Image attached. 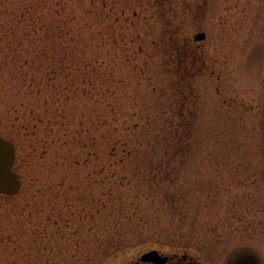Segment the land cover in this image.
<instances>
[{
    "label": "rangeland",
    "instance_id": "1",
    "mask_svg": "<svg viewBox=\"0 0 264 264\" xmlns=\"http://www.w3.org/2000/svg\"><path fill=\"white\" fill-rule=\"evenodd\" d=\"M15 24L65 30L66 60L84 63L5 68L0 54V72H16L0 73V134L21 179L0 196V264H120L151 249L264 264V0H0V37ZM181 81L196 106L184 160L168 148ZM30 83L33 97L18 93Z\"/></svg>",
    "mask_w": 264,
    "mask_h": 264
},
{
    "label": "trees",
    "instance_id": "2",
    "mask_svg": "<svg viewBox=\"0 0 264 264\" xmlns=\"http://www.w3.org/2000/svg\"><path fill=\"white\" fill-rule=\"evenodd\" d=\"M37 24V23H36ZM47 25L51 27L54 25L53 20L48 21ZM61 24H58V27H61ZM26 30H21L18 28V26L15 24L10 30L3 35V37H0V54L2 57V62L5 63V68H7V63H13L14 65H21V66H35L38 63H84L82 61L83 57L79 60L74 59L72 62H69L66 60L67 55L63 54L64 50L71 47L69 39L68 32H65V30H46V31H35L33 34L30 33V27H26ZM169 42V49L171 51H174L175 44L178 42V40L172 35ZM75 44H78L79 41L74 39ZM113 43H116L115 41ZM104 44H109L108 41H104ZM92 46V45H91ZM97 48L100 46L99 43L97 45H94V47ZM54 61V62H53ZM182 66V65H181ZM187 66V70H185V74L187 73H195V68H188V65L185 64V67ZM195 69V71H194ZM13 69L9 70L8 72L6 69H4L3 73H1L3 76H15L16 72H11ZM200 70V69H199ZM9 73V74H8ZM0 77V82L3 85V76ZM6 82V80H5ZM32 83L28 84V87H21V89L18 91V93H21L24 90L25 96L33 97L36 93V89L31 87ZM177 87H183L187 88V93L185 96L182 97V100L180 103H178L179 107L178 110L180 113L178 115H175L173 117L174 123H176V126L173 128H170V132L173 133V131L176 132L175 141L172 139L173 144H169L170 140L168 142V148H177L178 153L176 151H172L175 155L182 156L181 159L185 158H191L192 157V139L194 137V130H193V120L196 115L195 110V101L192 103L190 98V93H192L194 84L193 82H179ZM192 87V88H191ZM43 90V88L39 87V90ZM191 90V91H190ZM176 95V94H175ZM173 96V95H172ZM60 99V98H59ZM26 104L25 102H23ZM1 105V104H0ZM173 105L177 106V103H173ZM15 107V106H14ZM12 108L6 106L5 109ZM31 111H35L33 107H31ZM3 109H1L0 106V113L2 114ZM191 110V111H190ZM14 111H17V109H14ZM66 112V111H65ZM66 117V113H65ZM102 118H105V122L108 121V118L106 116H102ZM151 120L150 117H148V122ZM195 124V123H194ZM148 144H151L152 142L149 139H146ZM157 143V142H154ZM155 147H159V145H156ZM112 200H109L108 202L106 200H103L101 208L106 209L109 206V203ZM115 211V210H113Z\"/></svg>",
    "mask_w": 264,
    "mask_h": 264
},
{
    "label": "water",
    "instance_id": "3",
    "mask_svg": "<svg viewBox=\"0 0 264 264\" xmlns=\"http://www.w3.org/2000/svg\"><path fill=\"white\" fill-rule=\"evenodd\" d=\"M205 37L206 35L204 33H198L195 39L203 40ZM15 160L16 147L14 143L0 135V195H14L17 194L21 188L19 175L13 169ZM168 259V255L153 249L143 253L138 261L123 264H140L141 262L163 264Z\"/></svg>",
    "mask_w": 264,
    "mask_h": 264
},
{
    "label": "flooded vegetation",
    "instance_id": "4",
    "mask_svg": "<svg viewBox=\"0 0 264 264\" xmlns=\"http://www.w3.org/2000/svg\"><path fill=\"white\" fill-rule=\"evenodd\" d=\"M206 38H207V34H206ZM208 69H209L210 74L212 75L213 70H214L212 66L211 67L208 66ZM165 264H199V263L195 261L194 257L184 254V255H175L174 257H171L168 260V262H166Z\"/></svg>",
    "mask_w": 264,
    "mask_h": 264
}]
</instances>
